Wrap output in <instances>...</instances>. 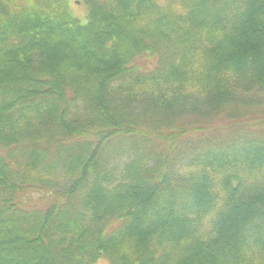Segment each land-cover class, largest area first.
<instances>
[{"label":"trees","instance_id":"trees-1","mask_svg":"<svg viewBox=\"0 0 264 264\" xmlns=\"http://www.w3.org/2000/svg\"><path fill=\"white\" fill-rule=\"evenodd\" d=\"M0 0V264H264V0Z\"/></svg>","mask_w":264,"mask_h":264},{"label":"rangeland","instance_id":"rangeland-1","mask_svg":"<svg viewBox=\"0 0 264 264\" xmlns=\"http://www.w3.org/2000/svg\"><path fill=\"white\" fill-rule=\"evenodd\" d=\"M70 9L74 16L81 17L84 15V7L80 3V0H68ZM95 264H110L106 259H99Z\"/></svg>","mask_w":264,"mask_h":264}]
</instances>
